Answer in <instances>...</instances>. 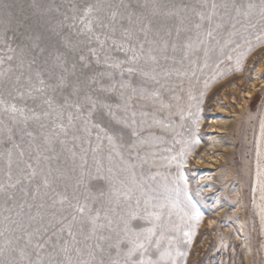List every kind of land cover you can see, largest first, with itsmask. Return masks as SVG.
<instances>
[{"label":"rangeland","instance_id":"obj_1","mask_svg":"<svg viewBox=\"0 0 264 264\" xmlns=\"http://www.w3.org/2000/svg\"><path fill=\"white\" fill-rule=\"evenodd\" d=\"M125 221L264 264V0H0V264H124Z\"/></svg>","mask_w":264,"mask_h":264},{"label":"snow or ice","instance_id":"obj_2","mask_svg":"<svg viewBox=\"0 0 264 264\" xmlns=\"http://www.w3.org/2000/svg\"><path fill=\"white\" fill-rule=\"evenodd\" d=\"M11 7L10 5H5V8H9ZM91 10V9H89ZM129 71H132L131 69H129ZM112 137L109 136V141H111ZM93 151H96V149H93ZM45 183L47 184V181H45ZM123 183V182H121ZM114 192L117 191V189L113 188L112 189ZM137 204H139V201H137ZM76 210L83 214L84 211H85V208L83 206H80V205H77L76 206ZM195 215V218L197 220H199L200 218V214L199 212H195L194 213ZM136 216V213H131L130 216H129V220H131L133 217ZM76 217L74 216L73 217V220H75ZM156 219H159V216L156 217ZM94 222V221H93ZM125 229H126V233L127 234H130L131 236H134L136 237L135 239H129V244H131L132 246L129 247L127 253H126V260L124 262V264H145V261L143 260H136L133 258L134 254L139 250V249H143L144 248V244L143 243H137V240L139 239V234L138 233H135L133 232V230L131 228L128 227V221H125ZM149 235H151V233L153 232V229H148L147 230ZM69 235H72L71 231L69 230ZM185 235H188L187 233ZM97 247H99V245H97ZM65 253H67V249L65 248L64 249ZM78 253H79V249L76 250ZM90 255H93V253H89ZM50 264H88V262L86 261H80V260H77V261H73L70 257H67L65 260H55V261H50ZM99 264H103V261H100ZM113 264H116V262H113ZM147 264H155V262L153 261H149L147 262Z\"/></svg>","mask_w":264,"mask_h":264},{"label":"bare ground","instance_id":"obj_3","mask_svg":"<svg viewBox=\"0 0 264 264\" xmlns=\"http://www.w3.org/2000/svg\"><path fill=\"white\" fill-rule=\"evenodd\" d=\"M261 69H262V67L259 68V70H261ZM249 94H250V92H249ZM250 95H251V94H250ZM247 96H248V95H247ZM215 121H216V122H219L218 119H216ZM210 222L213 223L212 221H210Z\"/></svg>","mask_w":264,"mask_h":264}]
</instances>
